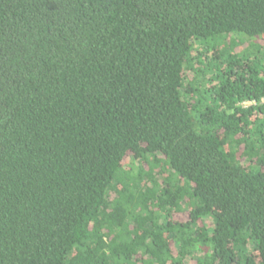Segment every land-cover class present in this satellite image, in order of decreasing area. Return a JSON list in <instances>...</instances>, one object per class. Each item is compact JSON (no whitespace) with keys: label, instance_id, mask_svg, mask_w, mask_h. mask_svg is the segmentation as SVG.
Wrapping results in <instances>:
<instances>
[{"label":"trees","instance_id":"1","mask_svg":"<svg viewBox=\"0 0 264 264\" xmlns=\"http://www.w3.org/2000/svg\"><path fill=\"white\" fill-rule=\"evenodd\" d=\"M0 264H264V0H0Z\"/></svg>","mask_w":264,"mask_h":264},{"label":"rangeland","instance_id":"2","mask_svg":"<svg viewBox=\"0 0 264 264\" xmlns=\"http://www.w3.org/2000/svg\"><path fill=\"white\" fill-rule=\"evenodd\" d=\"M189 215L190 214H189L188 210L187 211H182V212H179L178 213V217L181 218V219H186L187 217L189 218Z\"/></svg>","mask_w":264,"mask_h":264},{"label":"built area","instance_id":"3","mask_svg":"<svg viewBox=\"0 0 264 264\" xmlns=\"http://www.w3.org/2000/svg\"><path fill=\"white\" fill-rule=\"evenodd\" d=\"M249 102H247L246 104H248Z\"/></svg>","mask_w":264,"mask_h":264}]
</instances>
